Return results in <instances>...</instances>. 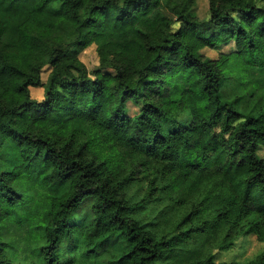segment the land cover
<instances>
[{
  "label": "clouds",
  "instance_id": "clouds-1",
  "mask_svg": "<svg viewBox=\"0 0 264 264\" xmlns=\"http://www.w3.org/2000/svg\"><path fill=\"white\" fill-rule=\"evenodd\" d=\"M0 264H264V0H0Z\"/></svg>",
  "mask_w": 264,
  "mask_h": 264
}]
</instances>
